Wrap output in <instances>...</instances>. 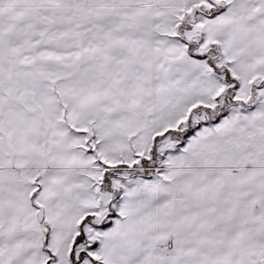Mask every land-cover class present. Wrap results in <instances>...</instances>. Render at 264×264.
<instances>
[{
  "label": "snow or ice",
  "instance_id": "snow-or-ice-1",
  "mask_svg": "<svg viewBox=\"0 0 264 264\" xmlns=\"http://www.w3.org/2000/svg\"><path fill=\"white\" fill-rule=\"evenodd\" d=\"M0 264H264V0H0Z\"/></svg>",
  "mask_w": 264,
  "mask_h": 264
}]
</instances>
